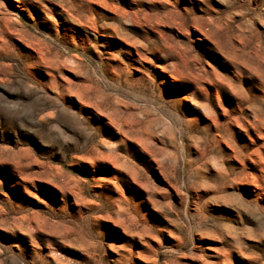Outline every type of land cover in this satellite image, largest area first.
Segmentation results:
<instances>
[{"label": "rangeland", "instance_id": "rangeland-1", "mask_svg": "<svg viewBox=\"0 0 264 264\" xmlns=\"http://www.w3.org/2000/svg\"><path fill=\"white\" fill-rule=\"evenodd\" d=\"M0 264H264V0H0Z\"/></svg>", "mask_w": 264, "mask_h": 264}]
</instances>
